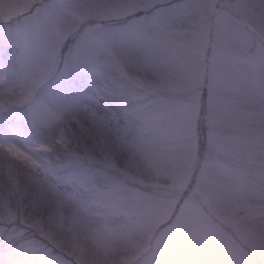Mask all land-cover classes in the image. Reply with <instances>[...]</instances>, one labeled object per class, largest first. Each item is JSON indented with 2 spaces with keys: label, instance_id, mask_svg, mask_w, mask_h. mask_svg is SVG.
Wrapping results in <instances>:
<instances>
[{
  "label": "snow or ice",
  "instance_id": "1",
  "mask_svg": "<svg viewBox=\"0 0 264 264\" xmlns=\"http://www.w3.org/2000/svg\"><path fill=\"white\" fill-rule=\"evenodd\" d=\"M0 264H264V0H0Z\"/></svg>",
  "mask_w": 264,
  "mask_h": 264
}]
</instances>
